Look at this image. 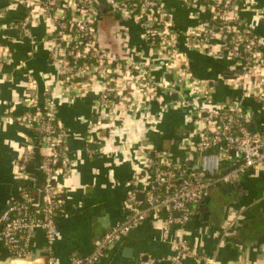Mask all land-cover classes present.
<instances>
[{
	"label": "crops",
	"instance_id": "0c3cea01",
	"mask_svg": "<svg viewBox=\"0 0 264 264\" xmlns=\"http://www.w3.org/2000/svg\"><path fill=\"white\" fill-rule=\"evenodd\" d=\"M165 2L173 10L175 27L183 31L189 24L185 7L175 0ZM253 2L255 7L245 11L244 18L264 41V0ZM1 8L0 212L19 196L22 180L17 177L16 161L27 147L37 144L32 129L22 125L20 119L25 113L42 110L48 93L55 95L57 119L67 130L70 159L68 169L56 171L53 177L62 195L55 221L56 240L47 242L44 232L36 229L28 244V258H10L6 264H48L50 255L57 264H68L75 255L90 254L100 237L127 217L126 194L133 176L145 171L146 151L149 158L169 156L179 164L194 165L191 162L196 159L194 143L201 120L190 105L162 109L156 99L146 102L141 91L132 99L115 102L114 108L99 109L100 82L89 83L81 93L66 90L60 82L48 55L51 20L46 21L37 7L31 11L29 6L10 0H0ZM30 12L28 37L10 24ZM95 35L99 49L112 59L140 62L149 68L154 80L168 81L141 30L131 20L121 18L111 0H100ZM182 47L193 76L209 81L214 101L240 98V90L224 81L229 73L228 61ZM31 83L37 92L35 104L28 102L27 87ZM182 90L188 93L187 88ZM174 94L165 93L164 101L175 100ZM244 102L251 112V130L264 136V107L253 98ZM38 156L37 151L27 165L36 186L43 181ZM234 164L237 157L231 153L221 171L231 170ZM225 183L209 188L208 201L204 198L194 206L185 224L170 225L164 231L163 216L159 220L147 216L107 247L95 264H141L140 259L147 264H207L199 255L214 258L216 264H264V165L238 175L230 189ZM173 240H184L197 255L174 261ZM8 255L0 240V260Z\"/></svg>",
	"mask_w": 264,
	"mask_h": 264
},
{
	"label": "built area",
	"instance_id": "2783aa9c",
	"mask_svg": "<svg viewBox=\"0 0 264 264\" xmlns=\"http://www.w3.org/2000/svg\"><path fill=\"white\" fill-rule=\"evenodd\" d=\"M10 1L27 5L31 11L37 7L46 21L51 20L53 34L48 38V55L66 90L81 93L89 83L98 81L99 109L112 108L115 102L132 99L141 91L146 102L156 99L162 109L190 105L192 113L201 120L194 143L196 163L187 166L167 158L160 164L149 158L146 151L145 171L133 176L126 194L127 217L104 233L90 254L75 255L68 264H95L107 247L147 216L154 220L163 216L164 231L170 225L185 224L193 207L203 201L212 185L228 182L234 174L238 176L248 168L264 165V136L249 129L251 112L242 106L245 98H253L264 107V41L244 18L245 11L255 7L254 0H175L187 11L189 24L183 31L175 27L173 10L165 0H111L121 18L138 26L151 47V54L161 61L164 73L170 75L168 81L160 82L140 62L129 58L117 62L99 49L95 24L100 0ZM2 12L1 8L0 17ZM32 14L13 21L10 27L19 28L31 37ZM180 38L189 51L228 61L229 74L224 81L240 90L239 99L213 100L209 81L193 76L186 53L179 48ZM182 88H187L188 93ZM27 89L28 102L35 104L37 92L32 83ZM173 92L177 98L165 102V93ZM20 122L34 130L38 139L35 148L27 147L16 161L17 177L22 185L18 200L11 199L0 212V240L12 258L25 260L36 229L44 232L49 243L58 236L53 217L62 199L57 198L59 190L53 177L56 171L68 169L70 159L66 146L68 134L57 119L54 94L45 96L42 110L23 114ZM37 151L41 157L38 169L43 173L38 186L27 168ZM231 152L237 157V165L222 172L221 166L231 159ZM32 191L42 194L41 216L29 209L30 204H37ZM172 245L174 261L197 255L184 240H173ZM199 258L207 264H216L214 258L204 255ZM140 263L148 262L140 259ZM48 264H57L54 256L48 257Z\"/></svg>",
	"mask_w": 264,
	"mask_h": 264
},
{
	"label": "trees",
	"instance_id": "16d2710c",
	"mask_svg": "<svg viewBox=\"0 0 264 264\" xmlns=\"http://www.w3.org/2000/svg\"><path fill=\"white\" fill-rule=\"evenodd\" d=\"M180 40H181V38L179 39V48L183 51V47H182V44L183 43H181L180 42ZM181 44V45H180ZM229 74V73H228ZM227 74V75H228ZM246 102V101H245ZM243 103L242 104V106L244 107V108H246V109H248V104H246V103ZM249 110V109H248ZM33 131V133L35 134L36 132L34 131V130H32ZM35 136H36V140L38 139L37 138V135L35 134ZM213 151H216V148H214L213 149ZM167 158H170L169 156H156V157H153V159L155 160V161H157V162H159L160 164H162L164 161H165V159H167ZM40 159H41V157L40 156H38V160L40 161ZM56 164L57 165H59V161H56ZM43 174V173H42ZM42 182H40V184H41ZM25 187V186H24ZM33 192V197H34V199L36 200V202H37V204H35V203H32V204H30L29 205V209L32 211V212H34V214H37V216H41V211H40V205H41V201H42V194L41 193H39V192H37V191H32ZM20 194V193H19ZM57 198L58 199H62V195H58L57 196ZM15 200H18V197H16L15 198ZM60 209H61V206H58L56 209H55V215H54V222L58 219V217H59V212H60ZM35 212H37V213H35ZM2 246H3V244H2ZM7 258H12L11 256H10V254L7 256Z\"/></svg>",
	"mask_w": 264,
	"mask_h": 264
},
{
	"label": "water",
	"instance_id": "95a60500",
	"mask_svg": "<svg viewBox=\"0 0 264 264\" xmlns=\"http://www.w3.org/2000/svg\"><path fill=\"white\" fill-rule=\"evenodd\" d=\"M239 73H240V71H239ZM167 79H170V75H167ZM173 96L175 97V94H174ZM249 129H252V126L249 125ZM231 153H233V152H231ZM197 156H198V154H196V157H197ZM191 163H192V164H195V163H196V160H193ZM236 165H237V164H234V166H233L232 169H234V168L236 167ZM221 167H222V166H221ZM236 182H237V175L234 174V175L232 176V179H231L230 181L226 182L225 185H226V187H227L228 189H230L232 186L235 185ZM206 201H208V198H207V197H205V199H204V202H206ZM8 261H9V258H6V259H4V260H0V264H6Z\"/></svg>",
	"mask_w": 264,
	"mask_h": 264
}]
</instances>
